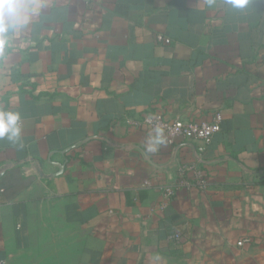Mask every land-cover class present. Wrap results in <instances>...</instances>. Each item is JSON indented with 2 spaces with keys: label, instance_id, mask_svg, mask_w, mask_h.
<instances>
[{
  "label": "crops",
  "instance_id": "1",
  "mask_svg": "<svg viewBox=\"0 0 264 264\" xmlns=\"http://www.w3.org/2000/svg\"><path fill=\"white\" fill-rule=\"evenodd\" d=\"M44 2L0 57V261L264 264V0ZM157 111L221 129L149 154ZM191 166L206 188L165 197Z\"/></svg>",
  "mask_w": 264,
  "mask_h": 264
},
{
  "label": "clouds",
  "instance_id": "2",
  "mask_svg": "<svg viewBox=\"0 0 264 264\" xmlns=\"http://www.w3.org/2000/svg\"><path fill=\"white\" fill-rule=\"evenodd\" d=\"M212 3V0H209ZM250 0H223L228 9H245ZM49 5L44 0H0V57L6 58L17 35ZM21 114L18 111L0 108V140L17 143L21 138ZM167 143L164 129L156 126L147 138L145 151L158 152Z\"/></svg>",
  "mask_w": 264,
  "mask_h": 264
},
{
  "label": "built area",
  "instance_id": "3",
  "mask_svg": "<svg viewBox=\"0 0 264 264\" xmlns=\"http://www.w3.org/2000/svg\"><path fill=\"white\" fill-rule=\"evenodd\" d=\"M156 40L161 43H169L171 40L162 34H157ZM222 116L220 112H215L210 120L191 121L184 118L170 117L163 112L146 113L140 118L133 119L135 126L146 130H151L156 126L164 129V135L171 143L176 138H184L190 140H200L202 145L198 147V151H203L209 145L215 133L221 129ZM0 146V153H1ZM207 186L206 179L201 171L194 167H183L179 172L177 180L164 189L163 195L167 198L175 193L176 188H197L204 190ZM172 237L179 239V234L175 233ZM249 239L239 240L237 245H242L243 242ZM3 264V261H0Z\"/></svg>",
  "mask_w": 264,
  "mask_h": 264
}]
</instances>
